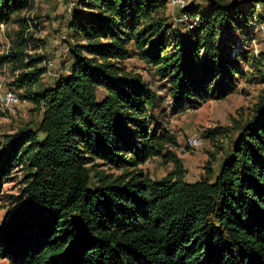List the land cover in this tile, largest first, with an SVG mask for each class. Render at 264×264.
Segmentation results:
<instances>
[{
	"label": "trees",
	"instance_id": "trees-1",
	"mask_svg": "<svg viewBox=\"0 0 264 264\" xmlns=\"http://www.w3.org/2000/svg\"><path fill=\"white\" fill-rule=\"evenodd\" d=\"M36 2L0 0V27L20 25L0 67L12 65V85L43 112L38 131L25 125L0 142V199L17 168L26 172L0 224V257L11 264H264V97L233 124L238 134L219 171L208 162L189 182L177 134L161 131L163 95L125 64L138 57L152 70L171 111L225 99L244 63H264L263 53L246 50L247 35L235 37L253 26L252 2L264 8V0H206L183 7L178 25L166 15L169 0H78L68 18L78 38L68 43L73 64L53 85L42 82L43 57L28 51L32 22L22 13ZM230 136L229 127L203 132L219 143ZM155 157L174 169L151 178L141 165Z\"/></svg>",
	"mask_w": 264,
	"mask_h": 264
},
{
	"label": "rangeland",
	"instance_id": "rangeland-1",
	"mask_svg": "<svg viewBox=\"0 0 264 264\" xmlns=\"http://www.w3.org/2000/svg\"><path fill=\"white\" fill-rule=\"evenodd\" d=\"M36 1L33 9L22 13V16L32 22L29 32L33 33L34 39L30 41L28 51L30 54L43 57V61L38 65L47 68L42 82L44 85H53L56 79L65 75L71 68L73 61L69 56L68 43L75 42L78 38L73 37V32L68 28L70 14L66 8L68 0ZM72 1L78 2V0ZM237 1L242 2L243 0ZM203 4H206V0H169L166 15L169 16L170 21L178 25L183 7L197 6L201 8ZM252 4L256 14L264 16V8L256 2H252ZM248 9H251L250 6ZM199 11L202 12V9ZM257 15L254 17L253 26L245 27L243 31L245 35H242L241 31L235 34L238 41L242 36L247 35L249 40L245 48L252 55L264 54V21L259 20ZM19 31L20 25L15 21L0 27V55L8 52L15 44ZM35 43L38 44V49H34ZM125 64L131 72H139L146 79L154 80V87H157V91L163 95L164 110L166 111L161 114L165 122V127L161 131L168 129L177 134V152L186 171L185 178L189 182H193L205 174L208 162L212 161L215 173L219 171L227 153L231 154L232 141L230 139L233 140L238 134L233 124L244 123L247 117L252 115L254 105L264 97V63L257 68H250V64L244 63L237 90L228 97L209 100L197 108L175 112L168 107L171 103L169 93L158 86L160 82L156 80L152 70L148 69L143 61L134 57L126 60ZM16 74L17 72L12 70L11 64L6 63L0 67V110L4 113L3 116H0V142L3 141L6 133H13L25 125H30L34 131H38V125L43 115V112L36 110L37 106L32 99L23 96L27 95L24 88L12 85L17 77ZM37 89L38 87L34 91ZM8 92H12L10 103L6 100ZM215 126L229 127L231 136L223 138L221 143L203 138V132ZM38 136L42 137V134L39 133ZM196 138L201 140L200 145ZM214 151L218 152L215 158L212 156ZM97 163H100V168L109 170L100 159ZM141 166L153 179L163 177L174 169V165H165L159 157H155ZM25 173L19 166L3 187L4 192L0 199V224L7 221L15 208L14 196L19 195L25 188ZM0 264L11 263L0 257Z\"/></svg>",
	"mask_w": 264,
	"mask_h": 264
},
{
	"label": "built area",
	"instance_id": "built-area-1",
	"mask_svg": "<svg viewBox=\"0 0 264 264\" xmlns=\"http://www.w3.org/2000/svg\"><path fill=\"white\" fill-rule=\"evenodd\" d=\"M67 2H68V3H67V7H66V8H67V11H68L69 13H71L72 10L74 9L76 3H75V1H72V0H68Z\"/></svg>",
	"mask_w": 264,
	"mask_h": 264
},
{
	"label": "bare ground",
	"instance_id": "bare-ground-1",
	"mask_svg": "<svg viewBox=\"0 0 264 264\" xmlns=\"http://www.w3.org/2000/svg\"><path fill=\"white\" fill-rule=\"evenodd\" d=\"M12 92H8L6 93V100L8 103L11 102V98H12V95H11ZM198 140V144L200 145L201 144V140H199L198 138H196Z\"/></svg>",
	"mask_w": 264,
	"mask_h": 264
}]
</instances>
